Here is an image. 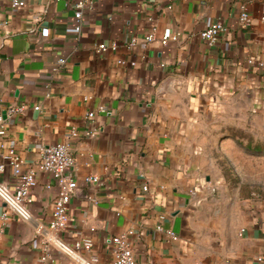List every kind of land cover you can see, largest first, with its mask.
Wrapping results in <instances>:
<instances>
[{
	"label": "crops",
	"instance_id": "0c3cea01",
	"mask_svg": "<svg viewBox=\"0 0 264 264\" xmlns=\"http://www.w3.org/2000/svg\"><path fill=\"white\" fill-rule=\"evenodd\" d=\"M10 1L0 0L12 34L0 39V115L25 111L8 119L0 164L10 147L26 170L42 148L70 144L78 190L62 239L92 237L104 263L111 239L129 230L139 264H247L263 251L264 204L229 189L212 170V151L224 137L237 141L239 130L264 141V0H23L17 10ZM80 1L91 6L77 37L66 30ZM217 21L227 32L209 47L199 34ZM167 30L180 40L163 45ZM112 42L118 51L95 52ZM100 106L108 113L87 119ZM71 129L80 137L68 140ZM89 130L98 135L85 138ZM92 176L100 183L85 182ZM36 179L32 221L12 212L0 221V264H38L45 247L52 264H73L36 231L49 224L58 194L50 174ZM0 184L15 192L11 167Z\"/></svg>",
	"mask_w": 264,
	"mask_h": 264
},
{
	"label": "built area",
	"instance_id": "2783aa9c",
	"mask_svg": "<svg viewBox=\"0 0 264 264\" xmlns=\"http://www.w3.org/2000/svg\"><path fill=\"white\" fill-rule=\"evenodd\" d=\"M9 6L11 9L17 10L25 8L26 3L23 0H11ZM87 6H91V3L80 1L75 4V22L71 27L67 28L66 31L68 34L77 37L81 35L82 19ZM239 21L243 27L251 24V18L245 5L241 6ZM10 27V20L3 17L0 12V39H6L12 36ZM226 32L227 26L223 22L217 21L201 31L199 36L209 47H214ZM155 37V34L151 33L147 36L146 41L150 43L155 40ZM179 40V34H173L167 30L161 42L163 45H167L170 42H178ZM131 43L133 44L134 41ZM118 49L119 45L117 42L110 44L98 43L95 47V52L97 54H104L110 51L116 52ZM64 63V59L58 61V65H63ZM248 63L253 65L255 61L254 59H250ZM132 65H135V63H132ZM258 65L264 67V63L261 61L258 62ZM35 109L40 110V107H35ZM24 111V106H12L6 111V119L0 115V140L5 139L8 135L10 125L8 119ZM97 113L107 114L108 110L104 106H100L96 111L89 112L86 117L89 120H93ZM97 135L98 130L85 131L83 134L85 138L89 139L95 138ZM67 137L68 140L77 139L80 137V133L76 129H71ZM1 147L3 148L4 145L2 144ZM6 160L7 163L0 164V174L5 173L7 166L11 167L18 181V185L15 192L11 193L0 184V198L8 208V210L0 214V221H7L8 215L11 212L28 222L32 221L31 213L28 209V205L33 203L31 192L37 186L36 172H44L53 177L58 189L49 224H37L36 226L37 233L45 237L47 245L55 247L68 257L73 264H139L132 245V239L136 235L134 230H129L111 239L110 251L112 261L110 263H104L92 254L94 248V240L92 237L81 236L73 243L66 242L60 237V234L68 227L69 205L78 190V183L75 179L76 158L68 142L42 148L40 160L36 163L35 167L30 166L26 170L23 169L26 165L25 161L12 147L8 149ZM85 182L88 184H99L100 179L99 177L92 176L87 177ZM147 189L148 187L145 186L144 190L147 191ZM157 230L168 236L172 241H178L179 239L177 234L170 228L159 225ZM261 241L263 251L247 264H264V232H262ZM46 248H44L46 251L39 258L38 264L53 263V259Z\"/></svg>",
	"mask_w": 264,
	"mask_h": 264
},
{
	"label": "rangeland",
	"instance_id": "374dc122",
	"mask_svg": "<svg viewBox=\"0 0 264 264\" xmlns=\"http://www.w3.org/2000/svg\"><path fill=\"white\" fill-rule=\"evenodd\" d=\"M236 133L237 141L224 137L221 143L214 145L212 170L224 178L230 190L264 204V141L244 130Z\"/></svg>",
	"mask_w": 264,
	"mask_h": 264
},
{
	"label": "water",
	"instance_id": "95a60500",
	"mask_svg": "<svg viewBox=\"0 0 264 264\" xmlns=\"http://www.w3.org/2000/svg\"><path fill=\"white\" fill-rule=\"evenodd\" d=\"M6 113H7L6 111H4V113H3L4 119H6V117H7Z\"/></svg>",
	"mask_w": 264,
	"mask_h": 264
}]
</instances>
